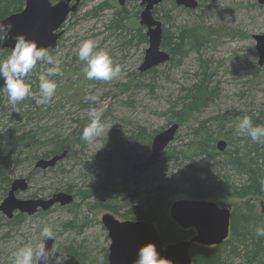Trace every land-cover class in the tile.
I'll use <instances>...</instances> for the list:
<instances>
[{
  "label": "trees",
  "instance_id": "obj_1",
  "mask_svg": "<svg viewBox=\"0 0 264 264\" xmlns=\"http://www.w3.org/2000/svg\"><path fill=\"white\" fill-rule=\"evenodd\" d=\"M23 6L24 0H0V19L20 11ZM135 7V15H130L125 6L112 8L105 23L110 34L122 39L123 46H130L134 39L137 45L147 41L140 27L129 24L132 20L136 23L138 4ZM108 8L110 3L103 1L87 13L97 16ZM159 8L160 5L154 14ZM160 19L163 20L160 47L168 52L169 58L160 70L159 66L142 73L136 69L126 75L125 82L117 87L124 93L128 92L126 100L120 102L123 107L132 106L131 102L141 93L152 94L158 81L162 77L167 78L166 71L178 69L189 52H201L210 40L208 31L203 27L183 26L171 30L164 26L170 21L168 13ZM10 50L2 49L0 58ZM48 50L51 54L54 52V49ZM62 62L63 72L73 73L75 68ZM40 64L30 75L34 93H38V73L48 67L44 64L45 68L39 69ZM198 69L189 77L190 84L179 83L178 94L174 96L171 93V98L167 97L169 108L163 112L169 122L166 126L177 123L182 133L179 134V129L176 131L173 141L163 150L159 160L142 175L132 171L131 165L148 155L153 134L166 126L148 129L144 125L122 121L131 129L121 128L118 140L112 137L105 142L109 146L107 150L84 159L77 157L72 164L63 165V161L88 148L90 143L80 137L85 123L89 121L86 115L89 108L99 110L97 104H90L84 96H79L76 83L69 90L58 86L56 94L62 90L59 94L61 98L49 105H38L36 98L29 97L14 109L0 93V200L6 196L13 179L10 165L20 161L31 166L26 176L28 183L35 173H39L42 180L50 181L46 194L43 191L33 192L28 197H46L57 191L71 193V204L55 205L46 212L38 211L34 215H43L56 207L71 213L69 220L60 223L59 232H70L68 235L73 234V237H67L66 242L55 241L54 246L61 252L74 255L81 264H107L106 246L75 239L92 219H96L88 218L87 213L91 210L112 212L121 219L151 222L162 242L172 243L190 239L194 230L180 228L169 216L168 205L181 197L213 200L230 208V232L222 243L215 246L192 244L189 248L192 264H264V237L255 235V228L264 223V143H254L249 137H240L235 132L238 119L245 115L251 116L254 124H264V102L255 110L236 112V116L214 114L201 117V112L215 103L218 83H213L215 72L204 61H200ZM54 79L58 83L59 78ZM66 96L72 98L78 111L84 112L86 118L75 120L78 124L70 131L60 132L56 131L55 121L63 117L61 102ZM109 109L102 111L103 122L110 115ZM44 119L48 123L54 119V122L48 124ZM220 138L226 141L221 152L216 148ZM38 150L40 154L36 153ZM64 150H67L66 155L53 167L45 170L34 168L35 160L50 158ZM66 177L67 180H64ZM87 179L89 181L86 182ZM29 218L15 213L8 219L0 213V256L11 229H17Z\"/></svg>",
  "mask_w": 264,
  "mask_h": 264
},
{
  "label": "rangeland",
  "instance_id": "obj_2",
  "mask_svg": "<svg viewBox=\"0 0 264 264\" xmlns=\"http://www.w3.org/2000/svg\"><path fill=\"white\" fill-rule=\"evenodd\" d=\"M102 1L109 2L111 5L117 4V0H83L75 15L69 16L64 23L65 31L52 55L75 68L73 73L62 71V75L58 77V86L62 85L65 88L63 90H69L76 83L77 94L84 97L89 92L98 91L100 99L96 104L102 111L110 108V115L105 118L104 123L111 127L106 135L102 134L97 140L90 143L83 153L79 152L74 158L63 161V165L72 164L77 157L84 159L85 156L90 157L102 150H107L109 146L105 142L110 141L112 137L118 140L121 128L122 130L131 129L130 125L124 126L122 121L144 125L148 129L165 127L169 123L167 116L163 113L169 108L170 103H168L167 97L171 98V95L178 94L179 83L180 85L190 84L189 77L199 70L200 61H204L210 66V69H213L215 72L213 83H218L216 101L201 112V117L214 114L236 116V112L255 110L264 102V62L261 66L257 63L255 40L252 37L254 34L264 32V5L259 4L257 0H197L199 5L194 10L176 6L172 0H165L157 12L160 18L163 14L168 13L170 21L164 23L165 27L174 30L183 26H200L208 31L210 40L201 52L197 53L193 50L189 52L178 69L166 71L167 78L162 77V80L158 81V86L152 94L141 93L135 98V101L131 102L132 106L125 107L120 102L126 100L128 92L124 93L117 87L120 83L125 82L128 73L136 69L138 71L144 49L148 43L146 41L137 45L136 39H134L130 46H123L121 38L110 34L105 28V23L109 19L112 9L99 12L97 16L87 13ZM136 4L137 1L133 0L125 5L130 15H135ZM160 18L159 20L163 24V20ZM133 21L129 23L132 24L130 26L139 27L138 21L136 20L135 24ZM140 31L144 33L145 29L140 27ZM86 39H93L99 48L108 50L114 62L121 66L122 72L118 78L107 82L98 81L99 83L86 79L83 73L84 65L77 58L79 46ZM162 66H159V70ZM44 68V64L41 63L39 69L43 70ZM61 92L62 90L54 96L52 102L60 100ZM61 113L63 117L55 121L57 123L56 131L60 132L70 131L75 128L76 123L78 124L75 120L80 121L86 118L84 112H79L77 104L72 102V98L68 96L61 102ZM44 121L46 120L44 119ZM53 122L54 119L49 120L50 124ZM88 123L89 121L85 123V127ZM181 133L182 128L179 129V134ZM40 152L38 150L36 153L40 154ZM10 170L13 179L26 177L31 171V166L24 161L14 162L10 165ZM72 174L74 175V173ZM40 178V174L35 173L29 183V188L24 192L17 193V196L27 198L29 194L40 191L46 194L50 181ZM64 180H67V177ZM225 205L227 206V204ZM56 208L43 215H34L23 221L17 229H11L10 237L6 239L1 248L3 252L1 251L0 264H12L11 258L18 248L42 239L41 230L45 225L54 229L56 242H66L67 237H73V234L68 235L70 232H59L60 223L69 220L71 213ZM104 212L103 210H91L87 213L88 218L96 217V219H92L89 226L75 239H84L88 244L107 247L109 239L99 221Z\"/></svg>",
  "mask_w": 264,
  "mask_h": 264
},
{
  "label": "water",
  "instance_id": "obj_3",
  "mask_svg": "<svg viewBox=\"0 0 264 264\" xmlns=\"http://www.w3.org/2000/svg\"><path fill=\"white\" fill-rule=\"evenodd\" d=\"M125 1L118 0L119 4ZM162 1L140 0L139 3L142 6L139 12V23L146 28L145 36L148 43L142 62L138 66L140 72L161 65L169 58V54L160 48L162 24L152 14L153 8ZM79 2L80 0H58L54 3L51 0H24V6L20 11L0 19L4 22L11 21L13 24L12 32L0 51L4 48L11 49L16 33H23L28 39L35 40L40 47L54 48L64 32L63 23L67 16L77 9ZM174 2L176 6H183L189 10H194L198 6L197 0H174ZM257 2L264 5V0H257ZM252 37L255 40L258 64L262 65L264 32L254 34ZM3 83V80H0V86ZM177 129L178 124L173 123L156 132L151 138L148 155L132 164L131 170L141 175L153 167L166 146L173 141ZM225 146V140L221 139L216 143V148L220 152ZM66 153L67 150H64L50 158H39L35 162V167L42 170L53 167ZM27 188L26 178L13 179L6 196L0 201V213L8 219L15 213L33 216L39 210L45 212L56 204L66 206L73 201L72 194L65 191L54 192L46 198H20L16 195L17 192L25 191ZM168 212L179 227L192 228L195 234L188 240L163 243L153 223L144 220L119 219L110 212H104L100 217V223L109 239L107 264H132L137 255V249L149 241L155 243L158 253L172 264H192L189 254L192 244L215 246L222 243L229 235L231 210L228 207L219 206L212 200L178 198L171 202ZM54 242L51 239L47 240L46 248L54 247ZM64 254L68 256L65 264H81L74 255Z\"/></svg>",
  "mask_w": 264,
  "mask_h": 264
},
{
  "label": "clouds",
  "instance_id": "obj_4",
  "mask_svg": "<svg viewBox=\"0 0 264 264\" xmlns=\"http://www.w3.org/2000/svg\"><path fill=\"white\" fill-rule=\"evenodd\" d=\"M11 21H0V48L12 32ZM14 43L10 52L0 58V93L8 100L9 104L15 106L26 98H36L38 105H49L56 95L58 84L54 77L62 75V60L55 58L45 47L37 45L35 40L28 39L23 33L14 35ZM77 58L82 64L83 73L88 81H112L118 78L122 72L121 66L114 62L107 49L98 47L93 39L82 41L79 46ZM48 65L46 69L39 72L38 93H34L30 81V75L38 64ZM100 93L89 92L85 100L90 104L99 102ZM87 116L89 123L83 128L81 140L93 143L102 134L106 135L111 125L103 122V112L95 107H90ZM235 132L240 137H249L254 143H264V124H254L249 115L238 119ZM257 237H264V223L255 228ZM42 239L35 243H27L13 253L12 264H65L68 256L58 247L46 248V241H55L54 229L45 225L41 230ZM132 264H172L171 261L161 256L155 243L149 241L137 249V255Z\"/></svg>",
  "mask_w": 264,
  "mask_h": 264
},
{
  "label": "flooded vegetation",
  "instance_id": "obj_5",
  "mask_svg": "<svg viewBox=\"0 0 264 264\" xmlns=\"http://www.w3.org/2000/svg\"><path fill=\"white\" fill-rule=\"evenodd\" d=\"M83 1V0H82ZM81 1V2H82ZM131 1H133V0H126L123 4H121V5H119V3H118V0H117V4H113V5H111L110 4V8L112 9V8H116V7H124L126 4H128V3H130ZM137 1V4H138V6H139V11L137 12V16H138V14H139V12H140V10L142 9V6L139 4V0H136ZM103 2V1H102ZM165 1H163V2H161L159 5H161L162 3H164ZM100 3V2H99ZM98 3V4H99ZM159 5H157V6H155L154 8H153V10H152V13H153V16L156 18L158 15L157 14H154V11H155V9L156 8H158V6ZM79 6H80V4H79ZM79 6L77 7V9L79 8ZM110 8H108V9H106V10H109ZM157 15V16H156ZM159 17V16H158ZM162 17H163V15H162ZM158 19V18H157Z\"/></svg>",
  "mask_w": 264,
  "mask_h": 264
},
{
  "label": "bare ground",
  "instance_id": "obj_6",
  "mask_svg": "<svg viewBox=\"0 0 264 264\" xmlns=\"http://www.w3.org/2000/svg\"><path fill=\"white\" fill-rule=\"evenodd\" d=\"M138 71H139V69H138ZM139 72H140V71H139ZM140 73H142V72H140ZM171 124H172V123H171ZM168 126H169V125H168ZM168 126H166V127H168ZM166 127H165V128H166ZM165 128H163V129H165ZM163 129H162V130H163ZM177 130H178V129H177ZM175 134H176V133H175ZM169 144H170V143H169ZM169 144H168V145H169ZM37 160H38V159H37ZM37 160H36V161H37ZM36 161H35V162H36ZM34 168H36V167H35V163H34ZM151 168H152V167H151ZM151 168H150V169H151ZM14 179H15V178H14ZM52 194H53V193H52ZM48 197H49V196H48ZM44 198H46V197H44ZM56 205H58V204H56ZM54 206H55V205H54ZM54 206H53V207H54ZM58 206H60V205H58ZM60 207H61V206H60ZM51 208H52V207H51ZM39 211H40V210H39ZM37 212H38V211H37ZM37 212H36V213H37ZM36 213H35V214H36Z\"/></svg>",
  "mask_w": 264,
  "mask_h": 264
}]
</instances>
